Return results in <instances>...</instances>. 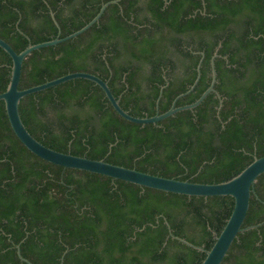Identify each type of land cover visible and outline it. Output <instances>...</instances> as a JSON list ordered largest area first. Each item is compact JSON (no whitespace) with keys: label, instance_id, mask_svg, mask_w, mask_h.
<instances>
[{"label":"trees","instance_id":"16d2710c","mask_svg":"<svg viewBox=\"0 0 264 264\" xmlns=\"http://www.w3.org/2000/svg\"><path fill=\"white\" fill-rule=\"evenodd\" d=\"M107 0H0V36L17 51L79 29ZM55 13L59 26L54 21ZM19 21V22H18ZM22 30V31H21ZM198 106L157 122L122 116L94 80L78 77L25 95L24 123L45 144L200 182L226 180L264 154V0H120L86 31L33 50L20 88L77 70L109 81L130 113ZM204 52V55H203ZM0 46V92L11 78ZM168 80L157 105L161 86ZM235 205L231 195H187L64 167L31 151L0 99V264H200ZM264 220V175L243 226ZM221 264H264V223L242 231Z\"/></svg>","mask_w":264,"mask_h":264},{"label":"water","instance_id":"95a60500","mask_svg":"<svg viewBox=\"0 0 264 264\" xmlns=\"http://www.w3.org/2000/svg\"><path fill=\"white\" fill-rule=\"evenodd\" d=\"M119 1L120 0H107L103 2L99 11L94 15L92 19H90L79 29L74 30L63 36H61V29L59 23L56 19L54 11L52 10L51 11L52 17L56 22V24L59 26L58 35L52 39L43 40L39 42L29 41L28 45L25 48H23L21 51H17L9 41H7L5 38L0 36V46H2L11 55L13 61L10 81L7 85V88L4 91L0 92V99H3L5 101L10 123L17 136L31 151H33L34 153H36L37 155L41 156L42 158L48 161L63 165L64 167L86 169L89 171L106 174L115 178L125 179L127 181H131L144 186L153 187L165 191H172L187 195L233 196L235 199L234 208L230 216L228 217L224 227L222 228L221 232L220 233L214 232L215 241L210 248H207L204 245L196 244L185 237L174 234L171 228L169 227L170 235H173L174 237L180 239L181 241L187 243L190 246L205 251L206 255L200 264H221L223 259L227 255L233 241L240 232L248 230L250 228L259 227L261 224L264 223L263 220L258 223L243 226L245 217L247 215L250 206V198L252 191L254 190L255 182L259 177V175H264V154L261 156L256 155L254 159L248 165H246L241 171H239L238 173H236L235 175H233L232 177L226 180L217 181V182L193 181L189 179H181L175 176H165V175L144 171L136 167H130L123 164L114 163L104 158H93L86 155L75 154L70 151L67 152L56 149L54 147L45 144L44 142L39 140L36 136H34L31 133V131L27 128L21 116L19 105L21 99L25 95L46 89L48 87L78 77L88 78L98 83L106 92V95L108 96L109 100L111 101L115 109L125 118L135 122H140V123L157 122L161 119L167 118L175 114L180 110L192 109L198 106L200 103H202L203 100L207 97V95L212 91H215L217 95L220 97V105L218 106V113H219L221 106L223 104V97L220 91L215 87L217 81V68L215 64V57L218 55V50H216L211 57L212 79L210 85L202 92V94L196 100L190 103H185L180 105L176 104L178 98L190 92L198 83L201 77V63L203 57L200 59L198 63L197 76L193 81V83L190 85L189 89L179 93L175 97L169 109L163 112H159L158 110L157 113L149 116H138L130 113L127 109H125L121 105L120 98L117 97L113 92V90L111 89L109 85V81L104 79L100 75L90 71H85V70L71 71L63 75L57 76L55 78L46 80L42 83H38L24 88L19 87L24 60L33 50L44 46L57 44L59 42H62L64 40L79 35L80 33L86 31L95 22L99 21L101 16L105 12L106 8L111 3H117ZM165 86L166 84H163L161 86L160 93L157 98V105H159V101L163 93V88ZM17 249L22 260L27 261L30 264H36L22 254L21 243H17ZM61 264H63V256H62Z\"/></svg>","mask_w":264,"mask_h":264},{"label":"flooded vegetation","instance_id":"af4514ba","mask_svg":"<svg viewBox=\"0 0 264 264\" xmlns=\"http://www.w3.org/2000/svg\"><path fill=\"white\" fill-rule=\"evenodd\" d=\"M51 11H52V8H50V12H51ZM216 50H218V49H216ZM213 54H214V53H213ZM218 55H219V53H218ZM218 55H217V56H218ZM202 57H204V56H202ZM202 57H201V58H202ZM211 57H212V56H211ZM215 58H216V57H215ZM202 60H203V59H202ZM201 64H202V63H201ZM197 66H198V65H197ZM165 84H166V85L168 84V80H167V82H166Z\"/></svg>","mask_w":264,"mask_h":264}]
</instances>
